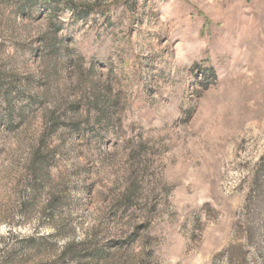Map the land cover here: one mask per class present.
<instances>
[{
    "label": "rangeland",
    "instance_id": "rangeland-1",
    "mask_svg": "<svg viewBox=\"0 0 264 264\" xmlns=\"http://www.w3.org/2000/svg\"><path fill=\"white\" fill-rule=\"evenodd\" d=\"M0 264H264V0H0Z\"/></svg>",
    "mask_w": 264,
    "mask_h": 264
}]
</instances>
